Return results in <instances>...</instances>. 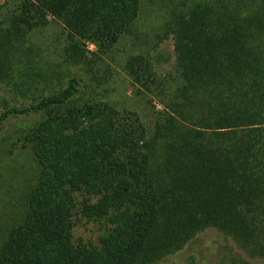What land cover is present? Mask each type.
Listing matches in <instances>:
<instances>
[{
	"label": "trees",
	"instance_id": "1",
	"mask_svg": "<svg viewBox=\"0 0 264 264\" xmlns=\"http://www.w3.org/2000/svg\"><path fill=\"white\" fill-rule=\"evenodd\" d=\"M158 1L170 3L180 84L151 129L62 68L88 43L108 51L140 0H14L0 12V123L43 114L25 135L37 181L0 264H157L214 230L264 254V0ZM51 19L67 34L62 62L45 65L28 37ZM124 69L147 92L166 82L142 54ZM75 193L83 216L108 224L98 245L73 239Z\"/></svg>",
	"mask_w": 264,
	"mask_h": 264
},
{
	"label": "rangeland",
	"instance_id": "2",
	"mask_svg": "<svg viewBox=\"0 0 264 264\" xmlns=\"http://www.w3.org/2000/svg\"><path fill=\"white\" fill-rule=\"evenodd\" d=\"M13 3L14 0H0V12L7 13ZM169 5L158 0H140L137 20L108 51L97 52L95 45L88 43L83 62L62 65L64 71L77 77L79 88L88 98L104 100L120 110L133 112L147 129L153 127L158 113L166 110L165 103L180 84L174 37L163 25ZM66 34L60 21L51 19L32 32L28 43L40 47L42 53L38 52L44 57L43 64L51 60L61 63ZM132 54L150 58L157 77L166 80L162 87H153V92H147L132 81L124 69L126 58ZM42 119V113H30L14 115L0 123V245L10 228L21 222L27 209L28 193L37 181V160L25 135ZM81 200L82 196L75 193L73 239L77 243L98 245L108 224L103 219L83 216ZM262 233L264 239L263 230ZM205 240L192 239L182 250L157 264H264V254L245 250L222 232L214 230L212 239L208 243Z\"/></svg>",
	"mask_w": 264,
	"mask_h": 264
}]
</instances>
